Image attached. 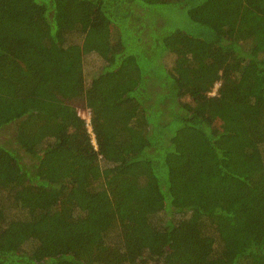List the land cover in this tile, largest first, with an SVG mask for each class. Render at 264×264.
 Listing matches in <instances>:
<instances>
[{
	"label": "trees",
	"instance_id": "trees-1",
	"mask_svg": "<svg viewBox=\"0 0 264 264\" xmlns=\"http://www.w3.org/2000/svg\"><path fill=\"white\" fill-rule=\"evenodd\" d=\"M0 264H264V0H0Z\"/></svg>",
	"mask_w": 264,
	"mask_h": 264
},
{
	"label": "rangeland",
	"instance_id": "rangeland-1",
	"mask_svg": "<svg viewBox=\"0 0 264 264\" xmlns=\"http://www.w3.org/2000/svg\"><path fill=\"white\" fill-rule=\"evenodd\" d=\"M165 6L164 9L168 10L170 9V15L173 16V18H177L179 17V12L174 10L173 6H168V5H163ZM94 36L96 37L97 34L93 33ZM200 44V43H199ZM82 114L87 118L90 115L89 110L85 108V110H81ZM17 129V125L15 123H10L8 125H6L5 127V134L4 136H1V140H3V142L5 143H9L12 146H16L15 144H12L11 141L14 143V139L12 138V136H14L15 131ZM81 225V224H79ZM78 230V225L77 226H73V225H69L66 222H62L59 221L57 223L54 224V226L52 227L51 233H50V240L54 243V242H58L61 241L63 239H65V236L67 234L72 233L73 231Z\"/></svg>",
	"mask_w": 264,
	"mask_h": 264
},
{
	"label": "clouds",
	"instance_id": "clouds-1",
	"mask_svg": "<svg viewBox=\"0 0 264 264\" xmlns=\"http://www.w3.org/2000/svg\"><path fill=\"white\" fill-rule=\"evenodd\" d=\"M219 82L216 84V87L214 88V90H213V92H212V94H215L216 92H217V89H218V87H219ZM217 88V89H216ZM216 91V92H215ZM84 116V115H83ZM85 117V116H84ZM87 118V117H86ZM87 120H88V118H87ZM90 120H91V117H90ZM88 123H89V121H88ZM89 124H91V121H90V123ZM91 126V125H90Z\"/></svg>",
	"mask_w": 264,
	"mask_h": 264
},
{
	"label": "built area",
	"instance_id": "built-area-1",
	"mask_svg": "<svg viewBox=\"0 0 264 264\" xmlns=\"http://www.w3.org/2000/svg\"><path fill=\"white\" fill-rule=\"evenodd\" d=\"M216 89H217V88H216ZM215 92H216V91H215ZM86 117H87V116H86ZM88 121H89V123H90V121H91V120H90V115L88 116Z\"/></svg>",
	"mask_w": 264,
	"mask_h": 264
}]
</instances>
